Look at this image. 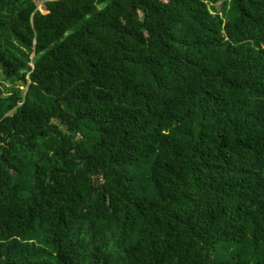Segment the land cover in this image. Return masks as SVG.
<instances>
[{
  "label": "trees",
  "instance_id": "16d2710c",
  "mask_svg": "<svg viewBox=\"0 0 264 264\" xmlns=\"http://www.w3.org/2000/svg\"><path fill=\"white\" fill-rule=\"evenodd\" d=\"M0 72V264H264V0H0Z\"/></svg>",
  "mask_w": 264,
  "mask_h": 264
},
{
  "label": "rangeland",
  "instance_id": "374dc122",
  "mask_svg": "<svg viewBox=\"0 0 264 264\" xmlns=\"http://www.w3.org/2000/svg\"><path fill=\"white\" fill-rule=\"evenodd\" d=\"M38 4H39L40 6H42L43 2H42V1H38ZM41 8L44 10V7H41ZM41 8L39 7V9H41ZM217 9H218V10L221 9V4H218ZM0 77H1V72H0ZM25 90H26V89H25Z\"/></svg>",
  "mask_w": 264,
  "mask_h": 264
},
{
  "label": "crops",
  "instance_id": "0c3cea01",
  "mask_svg": "<svg viewBox=\"0 0 264 264\" xmlns=\"http://www.w3.org/2000/svg\"><path fill=\"white\" fill-rule=\"evenodd\" d=\"M39 7H40V8H41V7H44V5H43V4H42V6L39 5ZM41 10H43V9L41 8Z\"/></svg>",
  "mask_w": 264,
  "mask_h": 264
}]
</instances>
